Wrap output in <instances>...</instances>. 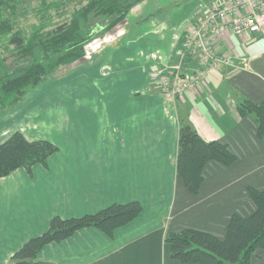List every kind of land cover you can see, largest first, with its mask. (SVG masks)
Instances as JSON below:
<instances>
[{"label": "crops", "instance_id": "1", "mask_svg": "<svg viewBox=\"0 0 264 264\" xmlns=\"http://www.w3.org/2000/svg\"><path fill=\"white\" fill-rule=\"evenodd\" d=\"M223 1H200L188 25ZM144 4L130 11L118 31L122 40L108 48L109 55L70 78L54 110L29 115L39 123L33 129L46 136H34L28 133L34 125L21 129L19 123L3 131L4 138L15 131L31 140L44 138L58 151L46 166L36 163L31 172L20 167L0 177V264H14L12 254L46 231L55 215L78 217L130 201H138L141 212L112 238L93 227L79 229L45 245L35 264H197L172 259L164 237L184 227L222 237L233 213L253 210L245 190L264 189V139L256 134L254 118L241 117L236 106L243 99L264 101V34L215 38L216 50L233 57V66L207 69L201 90L174 100L147 73L152 63L160 69L181 64L188 27L164 29L161 37L149 34L145 20L167 15L159 8L146 14ZM163 35L166 46L151 44L153 36ZM198 62L195 55L186 57L182 67L190 72ZM104 65L107 70L101 71ZM177 109L204 140H218L236 155L230 166L208 162L197 194L189 193L176 173ZM190 217L194 223H185ZM249 264H264V250H257Z\"/></svg>", "mask_w": 264, "mask_h": 264}, {"label": "trees", "instance_id": "2", "mask_svg": "<svg viewBox=\"0 0 264 264\" xmlns=\"http://www.w3.org/2000/svg\"><path fill=\"white\" fill-rule=\"evenodd\" d=\"M142 1L86 0L69 19L47 30L36 29L29 37L6 26L4 32L11 33L8 42L13 48L9 62L0 59V110L14 108L25 93L60 67L85 61L88 42L101 35L117 33L125 24L127 14ZM236 108L241 117L254 118L256 134L264 139V101L255 103L243 99ZM178 124L176 173L186 190L197 194L205 165L214 161L230 166L236 155L218 140H204L182 117ZM57 151L58 147L49 140L27 139L23 133L15 131L0 143V177L20 167L31 172L36 163L46 166L48 157ZM245 191L253 210L247 215L233 213L224 236L190 227L169 232L164 242L169 247L170 257L181 263L249 264L257 250H264V189L247 186ZM141 209L138 201H130L112 203L78 217L55 215L46 231L25 241L10 259L14 264H35L45 245L60 242L87 227L112 238L114 231L136 218Z\"/></svg>", "mask_w": 264, "mask_h": 264}, {"label": "rangeland", "instance_id": "3", "mask_svg": "<svg viewBox=\"0 0 264 264\" xmlns=\"http://www.w3.org/2000/svg\"><path fill=\"white\" fill-rule=\"evenodd\" d=\"M146 1L147 4H144L145 6H143V10L146 14L148 11L153 12V10L159 8L158 12L161 15H167L163 20L161 19V21L159 19H147L144 23L146 28H148L147 32L149 34H157L158 37H161L163 34L162 31L167 28L168 29L165 33L176 32L183 27L186 29V27L189 26L188 24L191 20L190 17L200 8L199 2L202 1L203 4L205 3V5H208L211 0H164L163 2L160 0H144L140 5H143ZM85 2L86 0H0V59L4 58L8 62L11 60L9 54L13 46L8 42L11 33L4 32L6 31L4 30L6 26L9 25L13 31L19 30L24 36L29 37L36 29L47 30L56 23L69 19L70 16ZM154 4L156 5L152 6ZM130 13L131 12L126 16L128 20L129 15H131ZM151 22H153V24L150 26L151 30H149ZM122 35H118L117 32L115 34L101 35L99 38L89 41L86 45L87 52L85 57L87 59L85 58V61H77L71 65L60 67L44 82L25 93L14 108L0 110V143L8 138H4L5 133L3 131L7 129L8 126L12 125L13 126L9 131L16 128V124L18 123V126H21V129H23V125L26 127L27 125H31V127L34 125L32 128H29L32 130L28 132L34 136L36 134V136L40 137L46 136L47 132L41 133L33 129L39 123L35 122L34 118L31 119L29 115H33L36 112L39 113L41 110L45 114L48 111L54 110L56 106L55 98L61 96L63 92H68L70 78L83 74V70L85 71V69H83L82 66L86 67L93 63V60L98 62L100 59L97 58L107 56L108 48H116L118 42L122 40ZM164 35L160 39H156L157 36H153L156 41L151 40V44L156 45L161 43L163 47L166 46V43L163 41V39L166 40ZM105 70H107L106 65L101 67V71ZM180 96H176L174 100L182 98V96ZM177 117L178 121L180 117H182L183 120L189 124L188 119L182 110L177 109ZM46 119H48V117H46ZM189 125L192 126L191 124ZM194 220V218L190 217L184 219V222L194 223Z\"/></svg>", "mask_w": 264, "mask_h": 264}, {"label": "built area", "instance_id": "4", "mask_svg": "<svg viewBox=\"0 0 264 264\" xmlns=\"http://www.w3.org/2000/svg\"><path fill=\"white\" fill-rule=\"evenodd\" d=\"M225 34L238 37L264 34V0H224L202 10L184 32L181 64L160 69L152 63L148 78L170 99L196 93L208 81L207 69L233 66V57L219 53L214 45V39ZM193 55L198 58L199 66L185 72L182 63Z\"/></svg>", "mask_w": 264, "mask_h": 264}]
</instances>
